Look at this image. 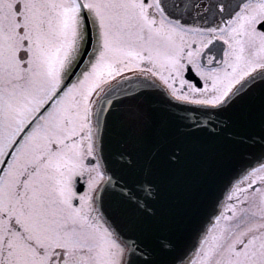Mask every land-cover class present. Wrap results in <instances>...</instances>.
<instances>
[{"label":"snow or ice","instance_id":"snow-or-ice-1","mask_svg":"<svg viewBox=\"0 0 264 264\" xmlns=\"http://www.w3.org/2000/svg\"><path fill=\"white\" fill-rule=\"evenodd\" d=\"M134 69L201 106L209 119L189 130L246 110L237 150L264 160V0H0V264H264V163L232 185L195 256L174 255L183 141L139 106H103Z\"/></svg>","mask_w":264,"mask_h":264},{"label":"water","instance_id":"water-1","mask_svg":"<svg viewBox=\"0 0 264 264\" xmlns=\"http://www.w3.org/2000/svg\"><path fill=\"white\" fill-rule=\"evenodd\" d=\"M260 86L258 82L257 88ZM108 100H120L119 108L125 115L130 104L132 102L137 103L140 108L150 114L152 130L179 137L183 141L184 152L177 165L175 187L171 196L175 226L173 235L178 242L174 255L183 258L192 248L198 234L202 231L201 229L212 216L219 199L230 184L229 180L232 173L234 172L236 175L257 158L250 151L237 152L231 147L233 143L231 144L230 140L222 138V131L221 136H219L210 134L207 126L206 130L201 132L185 127L193 118L198 124L205 127L203 121L209 118L202 117L205 116V113L201 107L175 105L169 101V107H172L170 109L175 115L164 117L161 102L165 100V97L160 90L153 88L148 89V91H139L137 88L122 92L117 90L103 101L105 108L109 107ZM105 114L100 113L102 117ZM212 115L213 121H223L229 126L231 133L239 136L241 132L240 122L246 118L247 113L246 110H237L233 107ZM214 155H217L219 159H212ZM188 159L190 163L186 162ZM180 175L188 178L187 182L191 184V187L186 184L184 188L182 186L180 189L176 187L178 183L183 181L179 177ZM116 207V202L106 196V211L117 216Z\"/></svg>","mask_w":264,"mask_h":264},{"label":"bare ground","instance_id":"bare-ground-1","mask_svg":"<svg viewBox=\"0 0 264 264\" xmlns=\"http://www.w3.org/2000/svg\"><path fill=\"white\" fill-rule=\"evenodd\" d=\"M163 96L165 97V100H163L162 102H161V104H162V107H161V109H162V111H163V116L164 117H168V116H171V115H175V113L170 109V108H172V107H169V99L163 94ZM184 109V108H183ZM213 116V115H212ZM202 117H204V118H209L206 114H205V116H202ZM213 121V120H212ZM207 127H208V129H209V133L210 134H212V135H219V136H221V131L223 132V135H222V138H226L227 140H230L231 141V144H232V146L231 147H233L235 150H237V147H236V144H237V137L238 136H236V134L234 135L233 133H231V130L229 129V126L226 124V123H224L223 121H220V120H214V122H211V123H209L208 125H207ZM230 133H231V135H230ZM237 151H241V150H237ZM210 159V158H209ZM212 159H219V157L217 156V155H214L213 156V158ZM187 163H190V160L188 159L187 161H186ZM209 162H211V160H209ZM220 167L222 168V166L220 165ZM231 168H233L232 166H231ZM223 169V168H222ZM234 170V169H233ZM234 176V172L232 173V175H231V177H230V180L232 179V177ZM183 181L182 182H180V183H178L177 185L178 186H176L178 189H180V186H182V188H184L185 187V184L187 185V186H189V187H191L190 185L191 184H189L187 181H188V178L187 177H185V176H183V175H180L179 176ZM230 180H229V182H230ZM228 182V183H229Z\"/></svg>","mask_w":264,"mask_h":264},{"label":"flooded vegetation","instance_id":"flooded-vegetation-1","mask_svg":"<svg viewBox=\"0 0 264 264\" xmlns=\"http://www.w3.org/2000/svg\"><path fill=\"white\" fill-rule=\"evenodd\" d=\"M215 56L216 57V55H218V53L215 51V50H213V49H211V52L209 53V54H207V56H205V57H203V60H204V62L206 63L207 62V60L211 57V56ZM199 76V75H198ZM200 77V76H199ZM200 80H201V84H200V86L201 87H203V79L200 77ZM192 83V82H191ZM192 84H194V83H192ZM176 87H177V89H180V87H181V85L179 84V82H177V85H176ZM169 90V89H168ZM183 90L184 91H189L190 89H189V85H184L183 86ZM250 181H247V180H241L240 181V183L237 185V186H239V187H241V188H243L244 186H245V184H247V183H249ZM259 185H255L254 187H258ZM232 196H233V200L232 201H226V203H225V205H224V208H223V211H225V209L226 208H228V206H229V204H231V203H235V200H236V198L239 196V194L238 193H236V192H232ZM240 199H243V197L242 196H240L239 197ZM228 214H230V212L228 213Z\"/></svg>","mask_w":264,"mask_h":264},{"label":"rangeland","instance_id":"rangeland-1","mask_svg":"<svg viewBox=\"0 0 264 264\" xmlns=\"http://www.w3.org/2000/svg\"><path fill=\"white\" fill-rule=\"evenodd\" d=\"M95 97H97L95 94L93 95V97H92V99L94 100L95 99Z\"/></svg>","mask_w":264,"mask_h":264}]
</instances>
